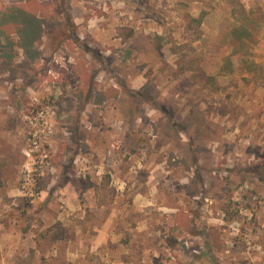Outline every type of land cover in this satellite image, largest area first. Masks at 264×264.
<instances>
[{"label": "rangeland", "instance_id": "374dc122", "mask_svg": "<svg viewBox=\"0 0 264 264\" xmlns=\"http://www.w3.org/2000/svg\"><path fill=\"white\" fill-rule=\"evenodd\" d=\"M21 1L0 264H264V0Z\"/></svg>", "mask_w": 264, "mask_h": 264}, {"label": "trees", "instance_id": "16d2710c", "mask_svg": "<svg viewBox=\"0 0 264 264\" xmlns=\"http://www.w3.org/2000/svg\"><path fill=\"white\" fill-rule=\"evenodd\" d=\"M29 4H30V6H35V7H39V6H40L39 3H38L37 1H29ZM197 20H200V19L198 18ZM11 21H12V22H15L14 19H12ZM0 23L3 24V21L0 20ZM19 24H20V23H19ZM19 24L17 23V25H16L17 28H18V26H19L20 28L23 26V23H22L21 25H19ZM18 30H19V29H16V31H18ZM244 31H246L245 28H244L243 30H241V29H239V28H234V29L232 30V33L234 34V36H235L236 38H238V39H240V40H243V38H244ZM130 33H131V29L126 28V27H121V28H120V35H121V36H126V37H127V36L130 35ZM245 33H248V32L246 31ZM229 62H230V59L228 58L227 63L230 64ZM201 75L204 76L205 79H206L207 81L213 80V77H211V76L205 75V74H203V73H202Z\"/></svg>", "mask_w": 264, "mask_h": 264}, {"label": "crops", "instance_id": "0c3cea01", "mask_svg": "<svg viewBox=\"0 0 264 264\" xmlns=\"http://www.w3.org/2000/svg\"><path fill=\"white\" fill-rule=\"evenodd\" d=\"M28 1H33V0H23V1H21V2H19V3H27ZM34 14V13H33ZM34 17H37L36 15H33ZM34 22V21H33ZM36 23H31V26H34ZM19 25H21V23L19 24ZM37 26V25H36ZM17 27V26H16ZM17 29H21L19 26H18V28ZM37 29V28H36ZM14 31H12V33H13ZM11 33V32H10ZM11 33V34H12Z\"/></svg>", "mask_w": 264, "mask_h": 264}]
</instances>
